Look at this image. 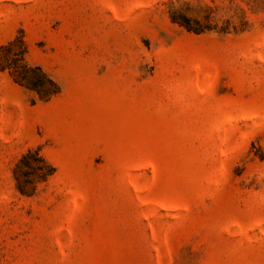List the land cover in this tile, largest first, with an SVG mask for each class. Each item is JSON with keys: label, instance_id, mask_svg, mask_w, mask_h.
I'll return each instance as SVG.
<instances>
[{"label": "rangeland", "instance_id": "374dc122", "mask_svg": "<svg viewBox=\"0 0 264 264\" xmlns=\"http://www.w3.org/2000/svg\"><path fill=\"white\" fill-rule=\"evenodd\" d=\"M18 35L58 91L0 70V264H264V0H0Z\"/></svg>", "mask_w": 264, "mask_h": 264}, {"label": "trees", "instance_id": "16d2710c", "mask_svg": "<svg viewBox=\"0 0 264 264\" xmlns=\"http://www.w3.org/2000/svg\"><path fill=\"white\" fill-rule=\"evenodd\" d=\"M26 52L22 35L0 44V70L7 69L18 84L33 91L40 99H47L58 91V86L39 66L27 63ZM33 154L40 165L48 167L37 152L28 151L19 160L17 169L22 165H28L27 159ZM51 173V168H48L44 175Z\"/></svg>", "mask_w": 264, "mask_h": 264}]
</instances>
